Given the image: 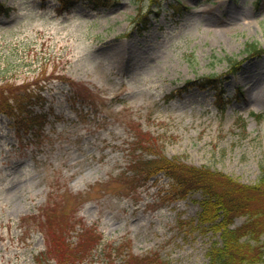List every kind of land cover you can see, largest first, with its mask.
Returning <instances> with one entry per match:
<instances>
[{
    "label": "rangeland",
    "instance_id": "1",
    "mask_svg": "<svg viewBox=\"0 0 264 264\" xmlns=\"http://www.w3.org/2000/svg\"><path fill=\"white\" fill-rule=\"evenodd\" d=\"M155 2L107 0L93 11L79 0L61 12L56 0H0V12L10 11L0 14V85L31 90L29 100L6 90L0 102L47 115L34 136L0 114V264H54L78 226L97 230L107 251L79 264H121L127 254L208 264L218 237L196 226L200 193H160L168 177H145L133 162L163 155L256 184L264 54L247 59L243 49H264V0ZM226 57L236 60L233 74ZM207 76L221 77L222 93L196 87ZM186 81L196 84L165 100ZM72 87L86 103L74 101ZM133 135L153 148L136 149ZM109 245L123 249L116 256Z\"/></svg>",
    "mask_w": 264,
    "mask_h": 264
},
{
    "label": "trees",
    "instance_id": "2",
    "mask_svg": "<svg viewBox=\"0 0 264 264\" xmlns=\"http://www.w3.org/2000/svg\"><path fill=\"white\" fill-rule=\"evenodd\" d=\"M68 1L71 0H59L63 7ZM87 1L97 6L106 0ZM73 2L72 0V4ZM4 12L7 11L4 10ZM243 52L247 56H254L264 52V50H261L255 43H246ZM226 61L230 71L234 72L236 65L233 59L227 57ZM187 84L194 85L195 83L187 81L181 90L186 89ZM197 86L200 88L212 86L218 89L220 82L215 77L208 76L199 81ZM6 90H9L12 96H15L13 91L22 90V96H26L27 100L31 97V90L27 89V84L19 86L0 85V94L6 92L3 97H6ZM179 92L178 89L175 90L166 99L175 97ZM22 96L18 95L17 98ZM7 100L3 98L0 102V112L13 116V119L18 122L25 123L23 125L26 127L25 130L32 129L33 124L44 120V115H34L30 111L23 114L26 106L23 102L14 101V103H10ZM27 115L31 116L27 117ZM135 147L144 151L146 148H153V143L135 135ZM133 166L137 167L134 169L135 172L140 174L143 172L145 177L156 176L161 173L167 176L171 181V188L166 191L167 195L182 199L191 192L200 193L202 198L199 201L200 211L196 218V226L202 232H211L218 236V239L212 241L206 251L208 264H258L264 262V244L260 245L261 243H259L260 236L264 232V163L259 166L260 175L255 185H243L222 173L204 167L184 165L175 160H169L163 155H159L149 162L135 160ZM241 216L246 217V220L240 226L231 228L235 218ZM56 237L60 239V235L53 234L51 240L53 244L58 243L54 239ZM98 241L99 237L87 235L86 241L80 242L79 247H77L79 249L77 252L81 251L84 243L86 250L93 249V247L100 245ZM62 243L64 244V239ZM65 246L69 248L68 244ZM122 249L121 245L113 246L109 249V253L114 250L115 255H119ZM77 252L73 247L72 249H65L61 252L63 254L56 258L57 264H74L78 261ZM121 264L170 263L154 254L143 258H135L132 254H128Z\"/></svg>",
    "mask_w": 264,
    "mask_h": 264
}]
</instances>
